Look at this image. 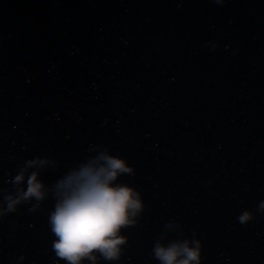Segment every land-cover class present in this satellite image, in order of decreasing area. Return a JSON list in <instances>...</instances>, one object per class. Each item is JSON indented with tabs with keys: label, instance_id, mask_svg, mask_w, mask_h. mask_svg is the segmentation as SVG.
Wrapping results in <instances>:
<instances>
[{
	"label": "water",
	"instance_id": "obj_1",
	"mask_svg": "<svg viewBox=\"0 0 264 264\" xmlns=\"http://www.w3.org/2000/svg\"><path fill=\"white\" fill-rule=\"evenodd\" d=\"M105 149L142 206L96 264H160L177 239L201 264H264V0H0V206L47 161L25 176L45 198L0 215V264H65L53 186Z\"/></svg>",
	"mask_w": 264,
	"mask_h": 264
},
{
	"label": "clouds",
	"instance_id": "obj_2",
	"mask_svg": "<svg viewBox=\"0 0 264 264\" xmlns=\"http://www.w3.org/2000/svg\"><path fill=\"white\" fill-rule=\"evenodd\" d=\"M215 2L222 5L226 0ZM45 163L46 160L39 158L26 161L14 177L15 193L4 197L6 206H0V215L15 211L18 204L32 198L37 201L33 206L36 207L45 198L47 192L38 179V171L28 173L25 179L29 167H41ZM132 171L122 158L105 149L56 181L53 186L55 203L47 216V224L55 237L51 242L55 257L64 260L65 264H83L85 259L96 264L100 258L106 261L119 258L120 245L127 239L120 230L134 223L132 217L142 206L140 193L117 181L121 173ZM259 207L264 208V201ZM250 218L248 211L238 217L241 223ZM152 251L160 264H201L198 240L177 239L167 244L157 241Z\"/></svg>",
	"mask_w": 264,
	"mask_h": 264
}]
</instances>
